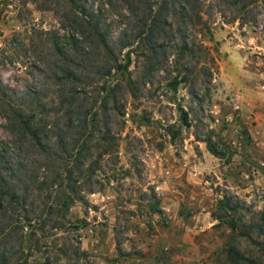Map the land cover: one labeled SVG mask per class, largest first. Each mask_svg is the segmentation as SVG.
<instances>
[{
  "label": "rangeland",
  "instance_id": "1",
  "mask_svg": "<svg viewBox=\"0 0 264 264\" xmlns=\"http://www.w3.org/2000/svg\"><path fill=\"white\" fill-rule=\"evenodd\" d=\"M111 1L104 21L115 43L130 18L123 0ZM198 5L201 20L194 14L184 33L175 29L180 17L172 18L175 33L158 39L149 69L140 44L128 41L116 51L119 62L129 52L125 75L132 80L117 93L124 113L112 119L121 127L117 160L96 171L103 187L86 193L87 205L76 202L68 213L85 220L76 231L87 252L82 264H264L251 225L264 210V0ZM68 7L65 0H0V157L18 164L43 159L8 119L6 102L25 113L21 95L35 88L43 89L47 110L54 106L53 42L66 35L59 20L70 16ZM183 38L196 47L180 61L175 49ZM92 49L98 64L107 63L102 47ZM110 72L106 79L114 84L119 75ZM181 74L185 79L169 87ZM241 127L248 132L245 155ZM207 136L219 155L207 149ZM223 193L240 205L236 231L214 218ZM230 244L251 261L234 262Z\"/></svg>",
  "mask_w": 264,
  "mask_h": 264
},
{
  "label": "trees",
  "instance_id": "2",
  "mask_svg": "<svg viewBox=\"0 0 264 264\" xmlns=\"http://www.w3.org/2000/svg\"><path fill=\"white\" fill-rule=\"evenodd\" d=\"M123 1L130 27L111 43L104 21L108 6L113 5L111 0H101L95 7L88 0H65L70 16L60 18L59 26L67 29L66 35L53 42L54 106L47 110L41 99L43 89L35 88L21 95L29 109L25 113L17 103L6 102L8 119L43 160L39 164H18L9 156L0 157V264H82L80 260L86 258L87 252L80 246L76 231L85 220L72 221L68 213L76 202L87 205L86 193L103 187L96 171L102 164L117 160L121 127H113L112 119L124 113L117 93L127 89V82L132 80L125 75L129 52L125 51V60L119 62L116 51L128 41L140 44L145 48L141 50L145 56L143 65L149 69L157 59L158 39L175 33L173 17H180V25L175 27L180 26V33L185 32L182 26L188 25L194 14L201 20L199 10H194V6L199 7L198 0ZM228 1L244 4L247 0ZM93 46L104 49L107 63L98 64ZM195 47L193 40L183 38L176 45L177 59L190 57ZM111 69L119 75L114 84L106 79ZM183 79L185 74L175 75L167 83L174 89ZM50 112L52 119L46 117ZM179 117L183 124L188 123L181 106ZM167 129L174 136L176 130ZM240 134L241 153L245 155L248 132L241 127ZM204 141L211 153L219 155L210 137ZM217 207L220 210L214 214L216 223L224 221L231 231H236L242 221L241 214H236L240 209L238 201L223 193L217 198ZM251 225L257 237L254 243L264 255V210ZM241 231L251 236V232ZM226 252L235 257L234 262L251 261L232 244Z\"/></svg>",
  "mask_w": 264,
  "mask_h": 264
}]
</instances>
